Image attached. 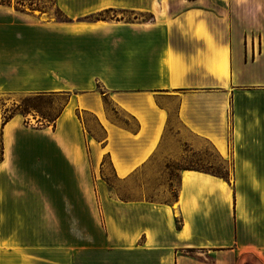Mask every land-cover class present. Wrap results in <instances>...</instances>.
<instances>
[{"label":"crops","instance_id":"crops-1","mask_svg":"<svg viewBox=\"0 0 264 264\" xmlns=\"http://www.w3.org/2000/svg\"><path fill=\"white\" fill-rule=\"evenodd\" d=\"M56 6L0 4V264H264V0ZM210 147L225 174L145 193Z\"/></svg>","mask_w":264,"mask_h":264},{"label":"rangeland","instance_id":"rangeland-1","mask_svg":"<svg viewBox=\"0 0 264 264\" xmlns=\"http://www.w3.org/2000/svg\"><path fill=\"white\" fill-rule=\"evenodd\" d=\"M3 5H12L15 9L19 10H44L50 12L57 20L66 21L68 18L64 13L57 8L56 0H0ZM104 17H116L125 21L131 20L132 15L124 12H109ZM149 19V16L145 17ZM64 98H58L54 101L45 98H24L22 100V107L19 108L20 112L37 111L44 117L51 119L54 115H57L62 108ZM16 108H8L2 111V117H7L8 112L15 111ZM35 123V122H34ZM168 170L162 169L164 172L161 175L156 176L158 181L154 179L153 182L145 183V193L149 195L153 200L160 202H171L177 194L179 188L178 171L181 169H196L206 170L214 173L225 174L223 172L224 165L221 163L217 154L210 147L203 153H187L179 160L171 161L167 164ZM165 173V174H164ZM154 178V177H153ZM143 183H136L132 186H119L122 195H139L144 191L142 189ZM140 192V193H139Z\"/></svg>","mask_w":264,"mask_h":264},{"label":"trees","instance_id":"trees-1","mask_svg":"<svg viewBox=\"0 0 264 264\" xmlns=\"http://www.w3.org/2000/svg\"><path fill=\"white\" fill-rule=\"evenodd\" d=\"M0 4H1V3H0ZM7 120H8V117H6L4 121H7ZM0 132H1V126H0Z\"/></svg>","mask_w":264,"mask_h":264}]
</instances>
